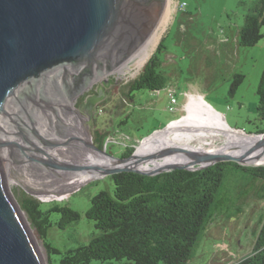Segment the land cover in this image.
Listing matches in <instances>:
<instances>
[{
	"label": "rangeland",
	"instance_id": "obj_1",
	"mask_svg": "<svg viewBox=\"0 0 264 264\" xmlns=\"http://www.w3.org/2000/svg\"><path fill=\"white\" fill-rule=\"evenodd\" d=\"M179 1L186 3L184 10L178 8ZM255 1L172 0V14L150 56L140 61L137 52L121 72L102 76L83 93V102L78 99L75 102L92 140L95 137L98 142L103 140L107 153L115 157H120L129 147L138 152L146 137L165 129L186 113L190 95H201L215 112L223 115L230 128L248 137L261 136L262 133H256L259 128H264V120H260L257 114V89L264 70V36L253 46L239 44V30ZM161 40L163 49L158 54L162 61L159 70L165 77V86L156 92L147 89L132 91L130 99L128 83L138 76ZM237 73L243 74L244 78L232 94L230 87ZM169 89L176 92L177 104L173 111L170 110ZM96 130L101 137L98 138ZM56 142L80 144L71 140ZM223 144L225 137L221 135L207 148ZM45 151L55 160L57 167L25 162L16 166L15 174L9 175L8 186L14 195L16 191L28 190L47 205L60 202L81 213V218L65 229H49L48 239L53 245L63 250L87 243L96 229L86 212L95 194L103 189L113 190L112 173L99 172L71 189L49 192L44 187L45 191H39L31 185L37 181L35 175L49 174V169L75 177L88 174L84 168L56 161L55 158L64 157L66 151L56 153L58 150L54 147H45ZM9 163L7 161V165ZM256 165H264V162ZM253 192L252 176L248 172L226 175L216 194L213 222L200 234L189 264H235L251 253L264 219V198L260 197L261 193L258 197ZM52 218L56 220L59 214L54 213ZM36 237L44 261L49 264L48 250L37 234ZM51 257L57 264L60 254ZM91 264L109 262L93 260Z\"/></svg>",
	"mask_w": 264,
	"mask_h": 264
},
{
	"label": "water",
	"instance_id": "obj_2",
	"mask_svg": "<svg viewBox=\"0 0 264 264\" xmlns=\"http://www.w3.org/2000/svg\"><path fill=\"white\" fill-rule=\"evenodd\" d=\"M165 2L0 0V264H46L34 229L7 183L8 169L15 174L16 166L25 162L57 167L45 151V146L56 144V140L41 131L39 117L49 120L58 108L67 106L65 100H75V104L95 81L128 62ZM256 141H261L260 152L264 153V133ZM86 145L112 160L107 172L112 174L157 175L174 169H203L224 161L256 165L259 159L167 149L133 162L137 150L130 156L115 157L93 140ZM170 156H186L194 165L153 171L138 167L140 162L152 166L153 160Z\"/></svg>",
	"mask_w": 264,
	"mask_h": 264
},
{
	"label": "trees",
	"instance_id": "obj_3",
	"mask_svg": "<svg viewBox=\"0 0 264 264\" xmlns=\"http://www.w3.org/2000/svg\"><path fill=\"white\" fill-rule=\"evenodd\" d=\"M249 11L239 30L242 46H253L264 36V0H256ZM162 49L161 40L138 76L128 83L130 99L132 91L156 92L165 86L159 70L162 61L158 54ZM243 78V74H235L230 93H235ZM257 94L258 118L264 120V70ZM96 133L101 137L98 130ZM256 133H264V128ZM94 142L104 147L103 140L98 142L95 137ZM133 151L129 147L121 156H130ZM241 171L252 176L254 195L259 197L261 193L264 198V165L224 161L203 169H174L157 175L129 171L112 174L113 190L95 194L86 212L96 232L87 243L63 250L49 241V229H65L79 220L81 213L60 202L47 205L24 190L15 195L48 250L49 264L56 262L52 254H60L57 264H91L93 260L109 264H189L200 234L213 222L216 194L226 175ZM54 213L59 214L56 220L52 218ZM235 264H264V219L251 253Z\"/></svg>",
	"mask_w": 264,
	"mask_h": 264
},
{
	"label": "bare ground",
	"instance_id": "obj_4",
	"mask_svg": "<svg viewBox=\"0 0 264 264\" xmlns=\"http://www.w3.org/2000/svg\"><path fill=\"white\" fill-rule=\"evenodd\" d=\"M172 11V0L168 2L166 0L164 7L160 10L157 17L153 19L151 31L145 36L133 56L138 52L137 56L140 61H144L150 56L151 51L160 38L163 28L169 21ZM128 62L118 70L122 71ZM71 101H63L67 106L63 109L61 107L58 108L57 112L51 114L49 120L40 116L38 123H40L41 131L54 140L66 141L70 137L71 141H78L81 144L60 143L62 144L60 145L58 144L59 142H56L57 144L47 145L45 147H54L58 150L55 151L56 153L66 151L67 154H63L65 155L64 157L55 158L56 161L69 165L70 167L84 168L88 174L75 177L74 175H66L62 172H54L49 169V174L43 175L39 173L35 175L37 181L31 185L39 191H45V188H47L46 191L49 189V192L51 190L71 189L84 183L99 172L109 171V168L113 165L111 159L106 158L103 154L86 145L87 142L92 141V136L85 127L84 121L81 119L83 115L75 108V100ZM185 108L186 113L181 118L172 121L165 129L155 132L142 142L138 152L136 151L132 159L134 160L133 162L139 160L146 154L167 149L245 154L249 158L258 156V162H264V153L260 152L261 141H256L259 136L248 137L230 128L223 115L215 112L201 95H190ZM221 135L225 137V144L219 147L207 148L208 145L212 144L214 139ZM93 156L94 158L92 159ZM90 159L94 162L90 161ZM152 162L154 163L152 166L151 164L142 165L140 162L138 167L153 171L154 169L169 168L178 165H194V161L186 156H170L163 160L157 159ZM6 167H8L7 163ZM11 174L12 171L8 169L7 177Z\"/></svg>",
	"mask_w": 264,
	"mask_h": 264
},
{
	"label": "built area",
	"instance_id": "obj_5",
	"mask_svg": "<svg viewBox=\"0 0 264 264\" xmlns=\"http://www.w3.org/2000/svg\"><path fill=\"white\" fill-rule=\"evenodd\" d=\"M185 6H186V3L185 2H182V1H179L178 2V8L180 9V10H184V8H185ZM114 72H121V71H119V70H116V71H114ZM113 72V73H114ZM117 79H118V77H117ZM168 95H169V97H170V100H171V106H170V110H175L176 109V104H177V98H176V92H175V90L174 89H169V91H168Z\"/></svg>",
	"mask_w": 264,
	"mask_h": 264
},
{
	"label": "flooded vegetation",
	"instance_id": "obj_6",
	"mask_svg": "<svg viewBox=\"0 0 264 264\" xmlns=\"http://www.w3.org/2000/svg\"><path fill=\"white\" fill-rule=\"evenodd\" d=\"M83 95H85V94H83ZM80 97H81V96H80ZM80 97L78 98V101H79ZM84 117H85V116H84Z\"/></svg>",
	"mask_w": 264,
	"mask_h": 264
}]
</instances>
